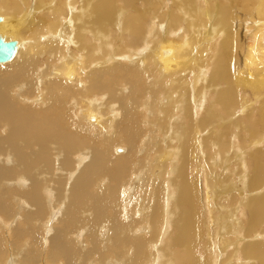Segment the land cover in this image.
<instances>
[{"label":"bare ground","instance_id":"bare-ground-1","mask_svg":"<svg viewBox=\"0 0 264 264\" xmlns=\"http://www.w3.org/2000/svg\"><path fill=\"white\" fill-rule=\"evenodd\" d=\"M118 1L0 0V264H264V0Z\"/></svg>","mask_w":264,"mask_h":264},{"label":"rangeland","instance_id":"rangeland-1","mask_svg":"<svg viewBox=\"0 0 264 264\" xmlns=\"http://www.w3.org/2000/svg\"><path fill=\"white\" fill-rule=\"evenodd\" d=\"M118 1V0H117ZM151 2H153V4H154V0H151ZM117 4H119L120 5V3H119V1L117 2ZM203 5H205V4H202V6H201V8L202 9H205L206 7V5L204 6V8H203ZM121 6V5H120ZM143 7V6H142ZM127 11H128V9H129V11H130V8H125ZM216 10H217V7H215L214 9H213V13H215L216 12ZM29 12V11H28ZM27 11H26V15H25V19H26V21H28L29 22V24H30V27L31 28H34L37 24H38V22H39V20L41 19V14H39V13H34V9L32 10V12H29L28 13ZM237 12H240L238 9H237ZM1 13H4V14H7L8 16L10 15V17L12 16V17H15V18H17V19H19V15H11V14H8L7 12H0V14ZM129 14H130V12H128ZM208 15H209V13H208ZM213 21V16H212V14H210L209 15V18H208V21ZM208 27V26H207ZM197 30H199L198 28H197ZM189 35H190V38L192 39L193 38V33L192 32H189ZM215 35V33H213V32H209V33H203V38H205V42L206 41H208V40H210V38L212 37V36H214ZM173 38V37H172ZM163 39H165V40H168L167 38H165V37H159L157 40L158 41H162ZM215 39H218L217 40V42L216 43H214V44H212V47H214L218 42H219V36L218 37H215ZM21 40V39H20ZM171 39H169L168 41H170ZM22 41V40H21ZM173 42H176V40H172ZM190 42H192V41H190ZM160 43H163V42H160ZM178 43V42H177ZM193 43V46L194 45H196L194 42H192ZM114 49H115V51H120V52H124V50H125V48H124V45L123 44H116V45H114ZM213 50H214V48H213ZM193 54H192V56H197V47L196 46H194L193 47V52H192ZM202 51H199L198 52V54H199V56L200 57H203V55H202ZM211 52H206L205 53V55H204V57H203V59L205 60V59H208V61L210 60V58H211ZM203 59L202 60H200V61H202L203 62ZM38 66H40V65H38ZM209 71H210V69H208L207 70V75L209 76ZM150 72H152L153 74H154V78L156 79V80H158V81H160V80H165V79H159L158 77H157V72H156V68L154 67V65H153V63H152V59H151V62H150V71H149V73ZM53 78H55V77H53ZM60 80V79H59ZM190 80V79H189ZM188 80V81H189ZM62 82H64L63 80H61ZM64 83H66V82H64ZM67 84V83H66ZM78 88V87H77ZM208 92H209V95L211 94V89H208ZM104 94H106V91L104 90L103 91V94L102 95H104ZM26 99V98H25ZM208 99H210V97L208 98ZM189 100H191L190 99V97H189ZM192 102V101H191ZM30 104L32 105V106H36L35 104H33L32 103V101L30 102ZM164 106H166V105H164ZM38 110H40V109H36L35 111H38ZM141 114L143 115V117H145V114L143 113V112H141ZM145 119V118H144ZM75 120H78L77 119V115L74 113V119L72 120V122H71V124L73 125L74 124V121ZM143 121H141L140 119H139V123H142ZM83 127L85 130H87V131H83V133L84 134H89L88 133V130L89 129H87V126L85 125V124H83V122L81 121V120H79V127ZM79 127H78V129H79ZM121 148V147H120ZM115 152V151H114ZM124 154V153H123ZM115 155H120V154H115ZM153 155V153H149V155H148V159H150L151 158V156ZM83 157V154H74L73 155V165L70 167V169L69 170H65V171H63L61 168H60V161L59 160H57V168H55V173L56 172H58V173H62V172H72V171H75V170H77V169H79L80 168V166H81V164L83 163V161H82V158ZM153 157V156H152ZM152 177H153V175H152ZM153 178H155V177H153ZM101 178H99V180H100ZM65 182H67V180L65 181ZM152 182V181H151ZM106 183V182H105ZM105 183H103V181L102 180H100V182H99V187H101V188H104V185H105ZM48 197H49V199H48V201L50 200V199H52V197L50 196V195H48ZM19 197L18 196H15V199H14V205L16 206V212H17V214L19 215V212L20 211H22V208H26V207H28V206H30V204L29 203H23V202H21V199H18ZM44 200V203L46 202V199H43ZM48 201H47V203H45V206H47L48 205ZM23 206V207H22ZM221 220V222H222V219H220ZM36 220H34V222H35ZM12 226H13V223H11L10 224V226H7V225H1V227L4 229V230H6V232H7V234L10 236L11 234H12ZM146 228V227H145ZM142 232H143V230H141ZM106 233V227H105V230H100V235L101 236H104V234ZM150 233V231L148 232V233H146V234H149ZM145 234V233H144ZM88 244V243H87ZM228 250L229 249H226V252H228ZM11 256V255H10ZM9 260V259H8Z\"/></svg>","mask_w":264,"mask_h":264},{"label":"water","instance_id":"water-1","mask_svg":"<svg viewBox=\"0 0 264 264\" xmlns=\"http://www.w3.org/2000/svg\"><path fill=\"white\" fill-rule=\"evenodd\" d=\"M11 55V45L4 44L0 40V61H6Z\"/></svg>","mask_w":264,"mask_h":264}]
</instances>
